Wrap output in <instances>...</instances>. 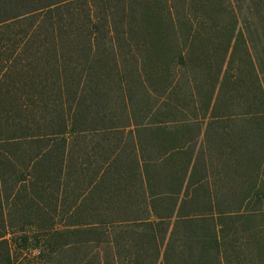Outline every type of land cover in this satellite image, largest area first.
Returning <instances> with one entry per match:
<instances>
[{
	"label": "trees",
	"instance_id": "1",
	"mask_svg": "<svg viewBox=\"0 0 264 264\" xmlns=\"http://www.w3.org/2000/svg\"><path fill=\"white\" fill-rule=\"evenodd\" d=\"M31 251L264 264V0H0V264Z\"/></svg>",
	"mask_w": 264,
	"mask_h": 264
},
{
	"label": "rangeland",
	"instance_id": "2",
	"mask_svg": "<svg viewBox=\"0 0 264 264\" xmlns=\"http://www.w3.org/2000/svg\"><path fill=\"white\" fill-rule=\"evenodd\" d=\"M261 25H259L260 27ZM99 29H100V33L103 32L102 34L99 35V38L100 40H104L105 38H103L105 36V32H107L105 30V20L104 18H102L100 21H99V25H98ZM101 27V28H100ZM162 31V28L160 29ZM127 30L126 29H123L122 27L120 28V38H121V42L123 41L124 39V33L126 32ZM257 42L258 39L256 37L255 39ZM122 44H124V42H122ZM260 44V43H259ZM211 47H214V45H211ZM125 51V49H124ZM102 58H105V57H102ZM106 64V62H105ZM107 64L110 66V63L107 62ZM128 66V64H127ZM227 67V65H226ZM231 67V66H230ZM97 69H98V72H99V79H98V83L100 86H102V88L99 90V93H100V96L104 95V96H114V95H111L109 92H108V88L110 85H106V83L108 81H110L112 78L113 75H111V73L109 72V70H107L106 67H101L100 65L97 66ZM127 72H128V78L131 79V83L136 80V73H135V67L132 66V64L130 66H128V68L126 69ZM151 72V70H153L152 68L149 69ZM146 76H148L149 78H146V82L147 84L145 85L147 91L150 90L149 88H151V90L153 91L152 88H154V90H157V91H161L162 90V81L160 80L159 83L156 82V79L155 77L153 78V80L151 81L150 80V77L153 76V74H147ZM134 79V80H133ZM138 82L136 81L134 83L137 91H139V93H142L144 92L142 90V88H140L138 85ZM149 87V88H148ZM100 100V99H99ZM97 99V101H99ZM96 104H99L98 106L102 107L104 106V104L101 103V100L96 103ZM237 108V107H236ZM222 112L223 114H228L227 116H231L232 118H234L235 116V113H240L241 111L240 110H237L235 108H229L228 109H222ZM238 122H235L234 120L233 121H230L229 123H224L223 126H229V127H232V128H236L238 126ZM95 244L93 243L92 245H90L89 248H87V250H82V255L85 254V252H92V255H91V259L93 258V256H95L96 252H99L98 249L95 248ZM81 255V256H82ZM70 256V252H65V253H61V254H58V255H53V256H46V257H42L40 256L39 252L37 251H31V252H25L24 255H23V258L20 260L21 264H72L71 261H70V258L68 257Z\"/></svg>",
	"mask_w": 264,
	"mask_h": 264
}]
</instances>
